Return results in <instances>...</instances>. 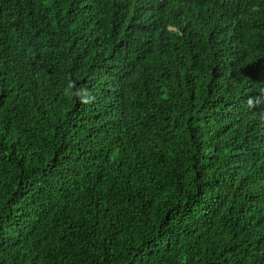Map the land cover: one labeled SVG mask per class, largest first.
<instances>
[{
	"label": "trees",
	"instance_id": "obj_1",
	"mask_svg": "<svg viewBox=\"0 0 264 264\" xmlns=\"http://www.w3.org/2000/svg\"><path fill=\"white\" fill-rule=\"evenodd\" d=\"M262 92L264 0H0V264H264Z\"/></svg>",
	"mask_w": 264,
	"mask_h": 264
},
{
	"label": "clouds",
	"instance_id": "obj_2",
	"mask_svg": "<svg viewBox=\"0 0 264 264\" xmlns=\"http://www.w3.org/2000/svg\"><path fill=\"white\" fill-rule=\"evenodd\" d=\"M73 95H76V93H73ZM262 95H264V92H262ZM79 97L81 99V102H84V103H91L94 100V97H92L91 94L86 89L80 90ZM247 103L249 107H253L255 106V104L261 103V99L256 98L255 100H253V98L250 97Z\"/></svg>",
	"mask_w": 264,
	"mask_h": 264
}]
</instances>
